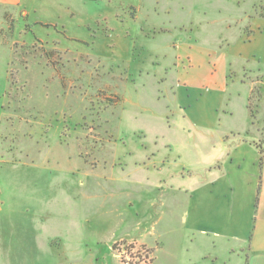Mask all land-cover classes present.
Wrapping results in <instances>:
<instances>
[{
  "label": "rangeland",
  "instance_id": "1",
  "mask_svg": "<svg viewBox=\"0 0 264 264\" xmlns=\"http://www.w3.org/2000/svg\"><path fill=\"white\" fill-rule=\"evenodd\" d=\"M260 19L264 0L0 5V264H240L198 245L148 161L178 176L243 126L264 36L237 38Z\"/></svg>",
  "mask_w": 264,
  "mask_h": 264
},
{
  "label": "crops",
  "instance_id": "2",
  "mask_svg": "<svg viewBox=\"0 0 264 264\" xmlns=\"http://www.w3.org/2000/svg\"><path fill=\"white\" fill-rule=\"evenodd\" d=\"M0 5L20 9L22 0H0ZM260 24L249 38L238 36L242 47L251 44L258 36H264V19H260ZM238 57L248 63L256 59L251 53ZM235 81L236 77L232 78L231 82ZM223 114L230 112L224 111ZM219 123L202 124L209 128L218 127ZM251 127L245 107L243 126L217 138L210 137L207 144L209 155L196 169H183L178 176L175 173L172 176L169 161H160L157 154H152L148 163L152 165L156 186L187 195L184 228L198 237L199 246L210 250L209 257L225 252L240 264L242 256H245L242 264H264V125L254 133ZM161 164L159 168L157 165ZM175 178H180L181 184L171 186L169 183Z\"/></svg>",
  "mask_w": 264,
  "mask_h": 264
},
{
  "label": "trees",
  "instance_id": "3",
  "mask_svg": "<svg viewBox=\"0 0 264 264\" xmlns=\"http://www.w3.org/2000/svg\"><path fill=\"white\" fill-rule=\"evenodd\" d=\"M49 54H52V53H46V55L49 57ZM11 75V74H10ZM12 76H10L11 78ZM11 82V80H10ZM11 85V84H10ZM256 101L257 103H259L260 101H264V97L262 96L261 92H260V88H255L251 91L249 97L247 98V110L249 112V117H250V122H251V125H255V119H256V116H257V113L258 111L256 110L257 108V103H255V105L252 104L253 101ZM260 190V182H259V186H258V192Z\"/></svg>",
  "mask_w": 264,
  "mask_h": 264
}]
</instances>
